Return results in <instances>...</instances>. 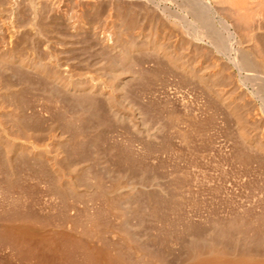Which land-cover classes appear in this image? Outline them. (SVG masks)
Instances as JSON below:
<instances>
[{"label": "bare ground", "instance_id": "6f19581e", "mask_svg": "<svg viewBox=\"0 0 264 264\" xmlns=\"http://www.w3.org/2000/svg\"><path fill=\"white\" fill-rule=\"evenodd\" d=\"M55 1H57V0H27V1L25 0V2L28 3V6H29L30 11H31L30 12L31 13V16H30L31 20L28 21V23L31 22L32 24L36 25V27H35V28H37L36 31L40 32L41 27H42V23H44L43 22L44 20L41 22L42 19L39 18V16L41 15L40 12H42L44 10L46 11L47 9H49ZM77 1L85 2V6L88 8L98 7V6H96V3L98 4L99 2L100 3L103 2L109 8L108 11H110L112 8V12H113V8L117 10V8H115V7H118L120 5L119 9H120V7H122V9H123V10H121L122 13H124L126 18H129V20L125 19L124 16L121 15L122 13L120 12L122 19L118 18L119 20H117V21L113 20V23L111 25H109L108 27L106 25L107 28L104 27V31H103V33H101L102 35L97 36V38H96L97 40L93 39L95 42L97 41V43H98L97 45L99 46L98 49L97 48L96 49L97 50L100 49L99 53L101 56L98 55L99 59L102 56H103V58L107 59V60H104L106 62H105V64L103 62V66H102V64H101V67L99 65V68L97 69L99 76L95 77L96 79H92L93 78L92 76L93 75L96 76V74H93L92 76L90 75V77H92L90 79L75 76L78 74L75 73V70L73 69V67L75 68V65L78 62L74 65H72L70 62H68L70 65L67 66V65H65V64H68L66 62V60L60 61L61 59L58 60L55 57L56 62L53 63L54 65H50L47 61L42 60V58L40 56H35V55L32 57L24 56V54H21L23 51H20L19 49H18V51H16L17 48L15 49V48L9 47V48H5V49L4 48L0 49V70L8 73L9 75H11L15 78L17 77L19 79H22V78L24 79L25 75L29 76V77L27 76L28 79L30 77L31 78L34 77V80H35V78H39V82H37V83H35V81L33 80L34 84H33V81H30V80H28L26 82L27 86H29V88H31L32 90L33 89L38 90L39 92H41V94H43V97L47 98L48 103H46V102H45L46 104L43 103L42 107L39 106L40 109L36 108L40 112L39 115L40 114L44 115L46 113H51V115H52L51 111H53V110H51V109H55V111H53V113L56 112V110H58L59 114H61V117H59V114H58V117L62 118L61 120H63L61 123L64 122L65 127L66 126L71 127L70 128L71 129L70 135H69V132L66 133V134H68V136H66L61 131L60 132L51 131L50 134H47L48 135V141L46 140L47 139L46 138L45 142H39V141H36L34 138V135H32L34 133L33 132L34 130L32 128H31L32 129V131H31V130H29L30 128H27L28 127L27 126L26 130H25L22 126L23 124L19 123V121H18L19 124L18 123L16 124L15 122L11 123V122H9L11 120L6 121L2 117H0V149H1V151L4 154L6 159L9 160L12 157H16V159H18V161L22 165H25V166L31 165L30 167L33 166L34 171L37 170L38 173L43 174V175L45 174L47 176V178L50 179V180L48 179V181H50V182H47V185L52 183L51 187L53 190H56V192L58 191L59 193H61L66 189H69L71 191L74 190L76 192L83 190L85 192V189H84L85 187L84 188L79 187L80 185L77 184L78 180H76L80 171L83 170L82 168H84V164L82 162L81 163L78 162L77 161V160H79L78 158L75 161H73V159L71 158V161L73 163L70 162V160L68 163L67 160L70 159L69 155H71V156L75 155V157H76V155H78V152L80 153V151H78V150H80L79 147H80L81 142L84 143V141L87 142V141H90V139H92L94 141L95 137L92 136L93 132H90V129L87 125L90 123L89 121H91V120L96 121L95 120L96 118L97 119L103 118L104 120H106V119L109 120L111 123L112 122L117 123L119 126L122 125L121 127H123V129H124L123 132L120 131V134L117 133L118 135H116V137H115L116 139L113 141V143H112V140L110 139L111 140L110 143L113 144V145L111 144L112 146L110 145L111 146V149H109L110 152L108 151V149L105 150V151H108L110 154V155L108 154V157H110L109 162H110V164L113 165V168L108 170L111 165L107 169V167L105 165L98 162L99 159L98 160L96 159L94 161L95 158H92V161H94V163H96L98 165L99 171H100L99 172L100 174L98 173V176L95 177V180L92 178V182H93L92 188L95 189V190L93 189L94 192L95 191L97 192V199H96V196H94L95 197L94 200L96 201L95 205H97L96 207L100 211V215H101V218L98 219V221L95 222V224H92V227L94 226V228H92V230L96 235V236L95 235H93V236H95L96 239H99L100 243H97L99 241L98 240L96 241L95 239L90 240L91 237L90 236L88 237V235H86V236L89 239H85L87 237L83 238L82 237L83 235L76 233L75 230H72L70 227H68V229L70 228L68 230V229H63V228H59V227H44V226H40L41 225L40 223H39L40 225L38 226V225H36V223L34 224L30 221L25 222L26 220L22 221V219H21V221L20 220L18 221L17 220L18 218L16 219L17 221L16 220H10V222L0 226V237L2 238V240L5 239V242L8 241L10 243V245L12 244V246L16 250V253L18 252V254H20L21 258L27 257L24 260H27L29 258H30V260L33 259V261L32 260L31 261L34 263H37V264H39V263L40 264H264V235L262 234L263 236H261V239H258L259 236L256 235L259 229L263 230V228H264V214H263L264 209H262V212L260 209V213H258V207H257V212L255 210H253V211H255L254 212L255 214L251 213V215H249V217H246V216H248V214H250L249 212H247V214H246L245 213L246 211H244L243 216H242L243 213L242 214L240 213L241 215L234 213L235 215H237L236 217H238V219H239V216L240 217L242 216L243 218L241 217L242 219H239V220L237 218H235L236 220L239 221V222L237 221L238 223L235 220H232V222L235 221L232 223L231 221H229L230 220L229 219L228 221L231 222L233 225L237 226V224H239L240 222H242V223L244 222L243 223L244 226L241 223L239 226L241 227V225H242L244 227V230H246L248 228V224H250L249 226H251V223H252L254 226L258 227V229L255 230L256 227L254 229V227L252 225V227H253L252 230H254V233L257 236V239L255 238L256 236L253 235L254 233L252 231L251 235H253L254 238L252 237L253 241L251 240L248 243V245L246 243L244 246V242H246V240L244 241V239L245 238L248 239L247 237H249L247 235L243 239V236L245 234L240 235L241 238L243 239L242 240L243 243L240 241V239H241L240 237H239L240 238L239 239L236 235H234L238 238V241L236 239V241H237L236 242L235 239L233 238L235 242H233V244H232L233 239L231 241V238H232L233 234L231 235V238L228 237L231 241V243H229V239L226 236H224V238H226L228 242L226 241V239L225 240L224 239L221 240V238L217 239L218 232L216 231V234L214 232V230H216L215 227L219 226L218 223H220V226H221V227H219V229L220 228L224 229L223 228L224 226L225 227L228 226V225H225V224H229V223H227L228 221H225V219L228 218L227 214H225V213H227L226 211H224L225 213H223L221 211L222 214H220V216H218L217 213H215V212L211 216L207 215L206 218L204 217L205 219L203 220V222H202V220H199V221L196 220L195 221V219L193 217H192L193 218V220H192L191 217L189 216V214H190L189 211L187 213L188 217H187V214L184 212V214H186L187 218L186 217L185 218L180 217L182 220L178 218L179 215L182 216L181 215L182 213L179 214V210L182 207V205L185 203L184 200H186L184 198L185 195H182L183 193H181V192H179V194H178V191L182 190L181 187L185 188L186 183H188V179L190 177L187 175H184L183 177L175 175L178 172V171L176 172V169H178L177 164L176 165L172 164V166L174 165V168L173 167L172 168H173V170L175 169V171H173V170H171V171H172V173L175 172V174L173 173V175H170L169 174L170 172H169L168 174L170 176H172V178L169 180H166V181H168V183L164 180L165 181L163 183L164 185H162L161 183H159L157 181H153L156 179L155 177H154L155 179H152V180L149 179L150 182H148V179L146 180V176H145L147 168H148L146 166L148 165V163L151 162V164H150V165H152L151 168L156 169V171L158 168L163 166V160L157 159L158 158L157 156L160 153L166 152V154H168L167 153V151H168L171 154H173L175 159H176V157H178L179 148L178 147L175 148L172 145V142H174V139H177V138L180 139L184 143V145L182 144L183 146H185V144H186L188 151H189V152L188 151H186V152H187L188 156H190L189 153L191 150H193V149H191V147H192V143H194L195 137L199 136L200 138L201 137L203 138V136L206 135V133H209L208 127L212 126V125L210 126V124H212V120H210L211 118H209L210 115L208 117V115H206V114L208 111H211L210 108H212V107H210V106L212 104L215 105L217 103H220V105H219L220 107L223 106L227 111H229V114L231 115L230 118L233 119V122L235 121V124H233V125H235L236 126L235 129H237L236 135H237L238 140L237 139H236L237 141L234 140L235 143L228 150L229 151L228 153L230 155V159L233 160L234 162L238 163V165L239 164L242 165L244 168L245 167L249 168V169L252 168L253 170L252 169H250V170H252L253 172L254 171L257 172V175L263 174L262 176H264V0H68V2L70 3V6L73 5L74 3H76ZM83 2L81 4L84 5ZM100 3L98 5H101ZM16 4H18V3H16ZM23 5H24V3H23ZM68 6H69V4H68ZM74 6H77V5H74ZM85 6H83V7H85ZM53 7H55V6H53ZM132 8L136 10V12H135L136 15L134 14L135 16L133 15L134 12L131 11ZM15 9H16V7H15ZM17 9H16V11H17ZM50 10L52 11V9H49L48 11L50 12ZM118 10L116 12H113V14L117 13ZM218 11H224L225 14H228L230 16V18H232V20L228 21V17L226 19V18H223L221 15L220 16L218 15L220 18V19H218L220 26L215 25V20H216L215 17L217 15L216 13H218ZM18 13H19V11H18ZM39 13H40V15H38ZM44 13L46 14L47 11L43 12V14L41 16L45 15ZM84 13H85V11H84ZM96 13H97V11H96ZM141 13H142V16L144 19L145 18H146V20L148 19V21H149L148 23L150 26L148 25V28L146 30L133 31V27H134L135 22L137 21L136 19L138 18V14H141ZM23 14H24V12H23ZM118 14H119V12L116 15H118ZM51 15L49 17H51ZM106 15L107 14H105V16ZM68 17L70 18V15ZM83 17H84V15H83ZM83 17L82 18L80 17V18L83 19ZM106 17H105V19H106ZM28 18H29V16H28ZM123 18H124V20H123ZM39 19H41V20H39ZM53 19H55V18H53ZM24 20L25 19H23L22 22ZM27 20L28 19H26V23H27ZM51 20H52V17H51ZM108 21H110V20H108ZM86 22H88V21H86ZM167 22L172 23L174 26L177 27V29L175 27V29H176L175 31H177L176 32L177 34L174 33L175 35H173V33L170 32L171 31V30H169L170 28L168 29V27L166 26ZM23 23H25V22H23ZM28 25H30V24H28ZM75 26L76 25L71 26V29H73L74 32H75ZM230 27H232L233 29L231 30ZM243 30H245V32L247 34H245V32ZM54 31H55V29H54ZM66 31H65V33H66ZM238 31L240 33L242 31L241 34H243L244 37L247 35L249 36V38H248V36H247V38L246 37L244 38L247 40L248 39L251 40V42L248 40L251 44H249V42L247 41L249 46L243 47V48L232 46L233 44H231L230 41H231V39H232V41L234 40L233 38L235 37V34ZM23 32H24V30H23ZM57 32L58 31H56V33ZM29 34H32V33H29ZM19 36H21V35H19ZM67 36H68V34H67ZM67 36H65V37H67ZM1 37H0V39H2ZM23 37L25 38L26 36H23ZM242 37H239V38L241 39ZM17 38H18V35H17ZM29 39H31V38H29ZM19 40H20V38H19ZM31 40H30V42H31ZM239 41H241V40H239ZM243 41H245V40H243ZM19 43H21V42L19 41L17 44H19ZM23 43H25V42H23ZM36 43H37V41H36ZM75 43L77 44V41ZM236 43L237 42L235 40V44ZM22 44H20V45H22ZM71 45H73V44H71ZM36 47H33V48L30 47V48L36 49ZM0 48H2V47H0ZM47 49H48V46H47ZM64 50H66V49H64ZM231 50H233L232 51L233 54H231L228 57V59L226 60V64H224L222 62L224 64V66H223V64L221 65V63L219 61L218 63H220V64H217V65H221L220 68L217 70V67H216L217 65H216L215 66L216 70L215 71L211 70L212 66L214 67V65L211 66V64L208 62V60H209L208 55L210 54V52L213 51L215 53L217 52V53H220L223 55L226 52L229 53ZM141 51H148V53L154 54L153 56H155L156 58H153V59H155L157 62V63H154V65L156 64L155 67H158L159 69L161 66L162 67L164 66L165 68L167 67L169 69V71H168V69L166 68L167 73L171 71V72H174L175 75L179 74V78L177 76L178 79H184V80L190 79V81H191V79H193L192 83L195 80V84L198 82L197 88L201 87L200 89H202V91L199 89H198V91L196 90L198 92L197 95H199V93H200V95L201 94L203 95V93H204V95H203L204 97L201 95L202 99L203 98L204 99H203V101H200L201 104L199 103L200 108H199V104L197 103L198 108L200 110V113L198 112L199 114L193 112L194 108L192 109V106H193L192 101L194 100L195 96L193 97V100H192V96L188 97L189 96L188 92H187L188 96H186L183 91H182L183 94H180V95L177 93L176 94L175 93L169 94L168 91H167V93L165 92L164 96L166 99L164 100V97H162V99L165 102L164 103L161 102L163 104L160 105V107L159 106L157 107L158 103L157 104L153 103L152 97L151 98L149 97V99H151L152 101L149 99H148V101H143V99L141 101L139 100L140 99L139 94L136 92V90L131 88V84H132L131 81H133V79L135 81H137L136 79H140V78H137V74L129 72V69H128L129 66L127 65V63H129V65H130V62L132 60L135 62V59L133 58V57H135L134 55H136V52H141ZM92 52H94V51H92ZM33 53H35V52H33ZM43 53H46V52H43ZM67 53L70 54V50ZM67 53L65 55H67ZM95 53H93V54L95 55ZM30 54H32V53H30ZM75 54H77V53H75ZM44 55L46 57V55H48V54H44ZM50 55L51 54H49V58H50ZM65 55H63V57ZM195 56L197 57V59ZM214 58L216 59V58H218V56H216ZM101 61H103V60H101ZM100 63H102V62H100ZM151 63H153V62H151ZM215 63H213V64H215ZM63 64L66 67H64ZM78 64H80V62ZM131 64H133V63H131ZM227 64H229V66L232 69L236 70V73H235L236 75H230V73L225 74L223 72L226 67H229V66H227ZM94 65L96 66V64H94ZM126 65L128 66V68L126 67ZM71 66H73V67H71ZM158 68H155L154 71L156 69L158 70ZM165 68H163V69L166 71ZM163 69H160L159 71L163 72ZM141 70H142V68H141ZM81 71H84V70H81ZM154 71H153V73L156 72V71L155 72ZM174 73H171L170 75H173ZM165 74H166V72H165ZM231 74H232V72H231ZM175 75H173V76L175 77ZM145 76H147V74H145ZM165 76L166 75H164V77ZM167 76H169V75L167 74ZM148 77L149 76L146 77V80L149 79ZM157 77H159L161 81L163 80L161 78L162 76L161 77L157 76ZM169 78H168V80H169ZM230 78H232V79H230ZM173 79H175V78H173ZM1 80H3V79H1ZM184 80L183 81L181 80L180 82L186 83V81H184ZM227 80H229L232 84H230V83L228 84L227 82H229V81H227ZM140 81H139V84L142 82V81L141 82ZM147 81H146V83H148ZM154 81L155 80L153 79V82ZM21 83L23 84L22 81H21ZM142 83L140 84L141 86L143 84H145V83H143V84ZM150 83H152V82H150ZM224 83L226 85L228 84V86L230 85V87H232V88L228 89L229 88L228 87L227 89H225L223 87V86H225ZM198 84L201 86L199 87ZM134 85L136 87L138 86L136 83ZM234 85H236V86H238V85L242 86L243 85V86L241 87V89L236 88V86H235V89H234L233 88ZM139 86L137 88H139ZM143 87L146 88L147 86L145 87L143 85ZM183 87H184V85H183ZM191 87H194V86H191ZM6 88H8V87L6 86ZM176 88H177V86H176ZM148 89H152L151 86ZM157 89H156V91H157ZM236 89H239V91L237 90L238 91L237 92ZM142 90L145 91V89H142ZM240 90H241L242 94H243V92L246 91V92H249L251 94L250 96H252V97H249L250 99L246 98L248 100H246L244 98V100L246 101L245 103L244 102L240 103L239 96L240 95L242 96V94L240 93ZM7 91H9V90H7ZM144 91H142V93H144ZM177 91H179V89ZM184 91H185V89H184ZM199 91H201V92H199ZM25 92H27V94H28L27 90H25ZM35 93L31 92V94H35ZM147 93H148V91H147ZM249 93H248V95H249ZM8 94L11 95L10 93H8ZM15 94H14V96H15ZM19 94H18V97H19ZM29 95H28V97L32 96V95H30V96ZM37 95H39V94H36V96ZM151 95H152V92H151ZM156 95H158V94H156ZM156 95H152L153 98ZM3 96H5V95L3 94ZM23 96H22V98H23ZM158 96H157V98H158ZM162 96H163V94H162ZM6 97L7 96H5V98ZM12 97H10V98L13 99ZM37 98H39V97H37ZM37 98L35 97V99H37ZM157 98H154V100L158 101V100H156ZM160 98H158V99L161 100ZM1 99H3V98H1ZM19 99H20V97H19ZM202 99H200V100H202ZM244 100H242V101H244ZM169 103L172 105L171 106L172 109H170L169 111L165 109V112L163 110V113H165V114H163V113L162 114L164 115L163 116L164 120H165V116H166V120H165L166 122L165 123H166V125H170V127H168V129H170L171 131L167 132L168 131L167 130L166 132L168 134H164V133H166L164 131L167 129V127L165 126V123H163L164 121L163 122L161 121L162 123L159 122L160 119L158 121L157 110L162 112V108H166L165 106L167 104L170 107ZM195 104H196V102H194V106H195ZM197 104H196V106H197ZM173 105H175V107H176V105H179L178 107H181L184 110V112H181L182 114L178 113L179 111L176 112L177 110H179V108L176 107L177 109L175 108L176 109V111H175V109H173L174 108ZM31 106H34V105L31 104ZM255 107H256V109L259 110L258 111L259 117H258V119L256 118L257 124L252 125L256 122V121L254 122L251 120V116H252L251 111L253 112L252 109H255ZM198 108H197V111H198ZM7 109H9V108H7ZM2 110H4V109L2 108ZM2 110H0V111H2ZM183 110H180V111H183ZM17 111H14L13 114L18 115V113H16ZM166 111H168V112H166ZM227 111H225V112H227ZM2 112H4V111H2ZM58 112H56V114ZM34 113H35V109L31 110L30 112L28 111L27 116H29V117L33 116L34 117ZM256 113H257V111H256ZM159 114H161V113H159ZM19 115H20V113H19ZM145 115H148L151 118L152 117L154 118V116H155L154 119H157L156 125L150 126L149 123L151 122V120L153 123L154 119H150V121L147 122L146 119L144 118ZM218 115L219 114H217V116ZM224 115H226V114L224 113ZM22 116H23V114L21 115V117ZM46 116L48 118V115H46ZM12 117H14V115ZM21 117L19 116V118H21ZM35 117H38V116H35ZM221 117H219V118H221ZM227 117H229V115H227ZM227 117L225 116V118H227ZM19 118H18V120H19ZM50 118H51V116H50ZM146 118L148 119V117H146ZM24 119L26 120L27 118H24ZM34 120H36V119H34ZM43 120L45 121V119H43ZM50 120H52V119H50ZM54 120H56V119H54ZM42 121L41 122L39 121V122L41 124H43ZM226 121H228V120H226ZM37 122L38 121H36V123ZM223 122H225V121H223ZM99 123L100 122H98L97 125ZM107 123H109V122H107ZM213 123H215V122H213ZM41 124H39V125H41ZM51 124H53V123H51ZM102 124L103 123H101V125ZM228 124H230V123H228ZM104 125H103V127H104ZM112 125H116V124H112ZM230 125H228V126H230ZM34 126H35V124H34ZM219 126H221L220 123H219ZM48 127L51 130L53 129L50 127V125H48ZM97 127L95 128V125H94L93 129L94 130L99 129ZM103 127H101V128H103ZM173 127H174V130L172 129ZM215 127H217V126H215ZM221 127L225 128V125L221 126ZM262 127H263V129H261ZM62 128H63V125H62ZM125 128H130L131 130L129 129L128 131H130V132L132 131V133L135 134V137L129 136L130 135L129 132H124ZM164 128H166V129L164 130ZM27 129L29 130V132L27 131ZM39 129H43V128H39ZM235 129H233V130H235ZM59 130H61V128ZM91 130H92V127H91ZM227 130H226V132H227ZM230 130H232V129H230ZM260 130H261V133H258ZM30 131L32 132V134ZM114 131H116L115 128H114ZM46 133H47V131H46ZM213 133H215V130ZM97 134H100V133H97ZM39 135H41V133ZM213 135H211V136H213ZM103 136H105V135H103ZM112 136H114V135H112ZM215 136L217 137V135H214V137ZM226 137H229V136L227 135ZM39 138H41V137L39 136ZM43 138L44 137L42 136V139ZM100 138H101V135H100ZM207 138H208V136L206 135V139ZM97 139H99V138H97ZM204 139H205V137H204ZM204 139H202V141ZM211 139H213V137ZM216 139H218V138H216ZM228 139L229 138H227V140ZM233 139H235V138H233ZM92 140H91V142H92ZM99 140H101V139H99ZM108 140H109V138H108ZM102 141H100V142L102 143ZM206 141H208V140H206ZM91 142H89V148L93 150L94 142L93 143H91ZM178 142H176V143L178 144ZM212 142L216 143V141H212ZM212 142L210 144H212ZM220 143H219V145H220ZM226 144H228V143H226ZM99 145H101V144H99ZM194 146H193L194 148H197L196 145H194ZM211 146H213V144ZM101 147H103V146H101ZM201 148L204 149L203 147H201ZM208 148L210 149V147H208ZM226 148H227V146H226ZM220 149H221V151H223L222 148H220ZM183 150H184V148H183ZM88 151H90V153H91V150L88 149ZM98 151L100 153H102L104 150L102 151V149H101L102 152L100 150H98ZM197 151H198V149H197ZM203 151H207L206 148ZM226 151H227V149H226ZM179 153H181V152H179ZM199 153H200V151H199ZM202 153H204V152H202ZM216 153H217V151H216ZM171 154H170V156H171ZM220 154H224V153L220 152ZM85 156H87V155H85ZM92 156H95V154H93ZM101 156H102V154H101ZM205 156H204V158H206ZM223 157H225L227 159L226 156H223ZM105 158H107V157H105ZM151 158H154L153 161L157 160V163L155 164L154 162H152ZM160 158H161V156H160ZM172 158H173L172 156L169 157V159H172ZM150 159H151V161L148 162ZM193 159H195V158H193ZM218 159H220V158H218ZM30 160L31 161L33 160V161L31 162ZM178 160H179V158H178ZM187 160H189V159L187 158ZM207 160H209V159H207ZM86 161H87V158H86ZM169 161H171V160H169ZM185 161H186V159H185ZM213 161H214V159H213ZM228 161H229V158H228ZM233 161H231V163ZM94 163H91V164H94ZM104 163H106V162L104 161ZM173 163H175V162H173ZM215 163H216V161H215ZM107 164H108V161H107ZM187 164L188 163H185L184 166L185 167L188 166V168H189L190 163L188 165ZM210 164H211V162L209 163V166H210ZM218 164L219 163H217V165ZM150 165H149V168H150ZM193 165L194 164L192 163V166ZM195 165H197V164H195ZM234 165H235V163H234ZM179 166H181V164ZM212 166H214V165H212ZM219 166L221 167L220 164H219ZM183 167H182V169H183ZM238 167H240V166H238ZM229 168H231V167L229 166ZM84 169H86V168H84ZM137 169H140L138 174L136 172V171H138ZM154 169H153V171H155ZM182 169H181V171H182ZM239 169H238V171H239ZM134 170H136V171L134 172ZM250 170H249V172L251 174ZM115 171H117V173ZM220 171H223V170L220 169ZM152 172L150 173V175L153 174ZM160 172H162V171H160ZM163 172H165V169ZM184 173L186 174V172H184ZM150 175H148L147 178ZM240 175H241V173H240ZM80 176H82V175H80ZM159 176H160V174H159ZM162 176L163 175H161L160 177L163 178ZM85 177H86V175H85ZM200 177H203V176H200ZM255 177H256V173H255ZM47 178H45V179H47ZM197 178H198V176H197ZM88 179H89V177H88ZM90 179H91V177H90ZM165 179H167V178H165ZM200 180H201V178H200ZM213 180H215V179H213ZM251 180H252V178L250 179V183H251ZM45 181H47V180H45ZM210 181H211V179H210ZM241 181H244V179H242ZM253 181H254V179H253ZM41 182H38V183H41ZM83 182H84V180H83ZM92 182L90 183V186L92 185ZM87 183H88V181H87ZM165 183H166V185H165ZM195 183H197V182H195ZM201 184H203V183H201ZM216 185H217V183H216ZM221 185H223V184H221ZM241 185H243V184H241ZM250 185H252V184H249V186ZM262 185H264V184H262ZM88 186H87V188H88ZM150 186H155L153 188L157 191V196L154 198H151L150 195L146 194L147 193L146 191H147V189H150L149 188ZM249 186L244 187L243 189L249 188ZM190 187H192V185ZM214 187H216V186H214ZM254 187H256V186H254ZM184 188H183V191H185ZM220 188H221V186L218 187V189H220ZM234 188H236V186ZM234 188L232 190H234ZM260 188H262V187H260ZM260 188H258V190H261ZM197 189H200V187ZM206 189H208V188H206ZM212 189L214 190V188H212ZM225 189H227V188H225ZM215 190H217V187ZM230 190H229V192H230ZM254 190H253V192H254ZM74 191H72V192H74ZM190 191H191V188H190ZM241 191H243V190H241ZM94 192H93V194H94ZM193 192H194V188H193ZM203 192H202V194H203ZM218 192H219V190H218ZM200 193H198V195ZM248 193H252V191L250 190V192H248ZM256 193H257V189H256ZM143 194H145L146 202H147L149 209H150V214H152V216H153V217H151V216L148 217L149 220L151 218H154V219H156V222L158 221L157 223L154 221L155 225H153L154 223L151 224V220H152L151 219L149 224L153 225V227H154L158 223H160L159 225L161 226L162 230L165 231V232H163V234L166 233L165 235L170 236L175 241L178 240L179 238L181 241V238L183 236L185 239L187 238V236H189L188 242L184 241V239L182 240L184 243L187 242L186 244L183 243V245H182V246L185 245L183 247L184 251L180 249V247H179L180 245H177L179 247V249L182 251L181 252L182 254L180 257H178L177 261L176 260L171 261L172 259L169 260L170 258L168 259V258H166V256H163V254H161L160 252L158 254L155 249H154L155 251L153 249H151V246L148 247V245L146 244V240L144 238V234L142 233L143 234V237H142L141 234L139 232H137L140 230L139 227H141V226L138 227L137 223H135L136 226L139 228V230H136L138 228L134 229L135 228L134 224H133L134 228L131 226L132 223H134L135 221L132 223H129V220L131 218L130 215H132L131 213L136 212L135 210L138 209V207L136 208V206L134 204H132L133 203L132 200L135 198L134 202H137L136 197L143 195ZM192 194H194V193H192ZM92 195H90V196H92ZM94 195H96V194H94ZM190 195H191V193L188 196H190ZM213 195H212V197H213ZM217 195H218V193H217ZM217 195H216V197H217ZM247 195L248 194H246L245 196H247ZM261 195H263V194H261ZM249 196H251V194H249ZM141 197H143V196H141ZM195 197L196 196L194 195V199H195ZM201 197H203V196H200L198 198H201ZM208 197H210V196H208ZM243 197H242V199H243ZM191 198L193 199V197H191ZM198 198H197V200H198ZM251 198H252V196H251ZM253 198H254V196H253ZM258 198L259 197H257V199ZM262 198H264V197L262 196ZM48 199H50V198L48 197ZM63 199H64V197H63ZM152 199H153V202L151 201ZM228 199H229V197H228ZM54 200L56 201V199H54ZM74 200H76V199H74ZM86 200H87V198H86ZM139 200H141V199H139ZM143 200H144V198H142V202L138 201V204H139V202L143 203ZM255 200H256V198H255ZM259 200H260V198H259ZM60 201L61 200H59V202ZM77 201H78V199H77ZM217 201H218V199L216 200V204H219V203H217ZM220 201H222V200H220ZM224 201H226V200H224ZM253 201H254V199H253ZM10 202H12V201H10ZM186 202H188V201H186ZM197 202L198 201H196L194 203H196V205H198ZM232 202H234V201L232 200ZM232 202H231V204H232ZM240 202L243 203V200H241ZM259 202H255L254 203L255 206H257L256 204ZM61 203H62V201H61ZM188 203H190V202H188ZM244 203H245V201H244ZM261 203H263V202H261ZM8 204H10V203H8ZM12 204H13V202H12ZM86 204H88V203H86ZM86 204L84 205V207L86 206ZM135 204H137V203H135ZM143 204H146V203H143ZM222 204H223V201H222ZM227 204L228 203H226V205ZM248 204H249V202H247V205ZM14 205H15V203H14ZM186 205H188V204H186ZM190 205H192V202L190 203ZM247 205H245V206L247 207ZM91 206H93V205H91ZM210 206H212V205H210ZM214 206H212L211 209ZM231 206H233V205H231ZM239 206H241V205H239ZM249 206L247 208L250 209V211H251L253 208H249ZM262 206L263 205H260L259 208ZM140 207H139V209H140ZM223 207H221V208H223ZM15 208H17V207H15ZM226 208H227V206H226ZM182 209H184V208H181V210ZM187 209H186V212H187ZM190 209H191V207H190ZM198 209H202V208H198ZM235 209H236V207H235ZM11 210H14V209L11 208ZM88 210H86V211H88ZM145 210H146V208H145ZM238 210L240 212V208ZM244 210H245V208H244ZM68 211H70V209ZM191 211L193 212V210H191ZM7 212H9V211H7ZM7 212L5 211V214H7ZM19 212H21V211H19ZM202 212H204V211H202ZM17 213H14V214H17ZM82 213H84V212H82ZM137 213L139 215V210ZM141 213L143 214V212H141ZM231 213H232V211H231ZM256 213H258V214H256ZM10 214H11V212H10ZM93 214H95V213H93ZM234 214H230V215H234ZM17 215H16V217H18ZM133 215H135V213ZM14 216H11L12 217L11 219H13ZM19 217H21V216H19ZM88 217H86V218L88 219ZM5 218L7 221L6 216H5ZM65 218H67V217L65 216ZM139 218L140 217H138L137 220ZM145 218H147V217H145ZM200 218L202 219L203 217H200ZM1 219H3V218H1ZM26 219L28 220V218H26ZM67 219H69V218H67ZM133 219H131V220H133ZM183 219H185V220H183ZM31 220H33V219H31ZM72 220H74V219L72 218ZM89 221H91V220H89ZM214 221H216V224H218V225H215ZM247 221L248 222L250 221V222L247 223ZM34 222H35V220H34ZM65 222H66V220H65ZM147 222H149V221L147 220L145 223L147 224ZM212 222H214L213 225H215V226H214V229H212L210 226H213V225L210 224L209 228H211L210 230H213V232H210V230L208 229V227H206V225L208 226L209 223H212ZM90 223L91 222H89V224ZM140 223H141V221H140ZM145 223H143L142 226H144ZM235 223H237V224H235ZM42 224H44V223H42ZM57 224H58V222H57ZM63 224H65V223L63 222ZM149 224H147L146 227ZM203 224H206V225H204V228L202 229ZM232 224H231V226H232ZM245 225L247 227H245ZM58 226H60V225H58ZM236 226H235V228H236ZM66 227H67V225H66ZM74 227H76V226H74ZM205 227L209 230V232L207 229H205ZM228 227L230 228V225ZM232 228H234V226H232L231 229ZM237 228H236V230L238 231L237 233L239 235L240 234L239 232H241L243 230L239 229V227H237ZM148 229L149 228H147V230ZM155 229H156V227H155ZM201 229L203 231H201ZM231 229L226 230V228H225V230L222 231L220 229L219 231L220 232L222 231L223 234L226 235V232L224 233V231H228ZM206 230L208 233H203L204 231L206 232ZM239 230H241V231H239ZM262 230H259V231H262ZM146 231H144V232H146ZM149 231H151V230H149ZM158 231H159V229H158ZM199 231H200V233H199ZM232 231L234 233V229ZM255 231H257V232H255ZM201 232H202V234H204L203 236H202ZM246 232H247V230H246ZM155 233L157 236V233H160V231L159 232L155 231ZM199 234L201 237H198ZM229 234H227V235H229ZM89 235H92V234H90V232H89ZM161 235H162V233H160V235H158V237H155V238H153L154 234H153V237L149 236V237H151L150 242L152 241V244L155 243L158 239H160L159 237ZM220 235H222V233H220L219 236ZM258 235H261V234L259 233ZM195 236H196V238H195ZM161 237L163 238V236H161ZM221 237H223V236H221ZM156 238H157V240H156ZM149 239L150 238L147 239L148 242H149ZM165 239H167V236L165 237ZM172 239H169V240H172ZM94 240L96 241V243L94 242ZM164 240L162 239V241H164ZM167 240H165V242ZM157 242H160V241H157ZM161 243L163 244V242H161ZM241 243L243 245H241ZM167 244H169V243H167ZM177 244H181V242H177ZM174 245L176 246V244H174ZM174 245H172V246H174ZM165 248L167 249V246H165ZM171 248H169V249L172 250L173 248L172 249ZM176 250L178 251V249H176ZM176 250H172L173 253ZM166 252L167 251L165 250V253ZM178 252H180V251H178ZM75 253H76V255L77 254L80 255V257H81L80 260H76L79 257V255H77V257H76ZM74 256L76 257L75 259H74ZM167 256H169V255L167 254ZM163 257H165V259ZM174 257H175V255H174Z\"/></svg>", "mask_w": 264, "mask_h": 264}, {"label": "rangeland", "instance_id": "374dc122", "mask_svg": "<svg viewBox=\"0 0 264 264\" xmlns=\"http://www.w3.org/2000/svg\"><path fill=\"white\" fill-rule=\"evenodd\" d=\"M27 1V0H26ZM66 1V2H65ZM20 2V3H19ZM79 2V3H78ZM83 1H77L76 3H74L73 5H71L70 6V3L68 2V0H57V1H55L54 3H53V5L49 8V9H52V11L50 10V12L48 11L49 9H47L46 11H47V15L45 14V15H43V16H41L42 14H43V12H46L45 10L44 11H42V12H40L41 13V15H40V13L38 14V15H40L39 16V18H41V19H39V20H41V22L43 21L44 23H42V27H41V31L40 32H38V31H36L37 30V28H35L36 27V25H34V24H32L31 22H29L28 23V21H30L31 20V18H30V16H31V11H30V8H29V6H28V3L27 2H25V0H0V37L2 38V39H0V47H2V48H0V49H5V48H9V47H12V48H17L16 49V51H18V49L20 50V51H23L21 54H24V56H30V57H32V56H40L41 58H42V60H44V61H47L50 65H54L53 63L54 62H56V60H55V57L58 59V60H60V61H65L66 60V62L68 63V62H70L72 65H74V64H76L77 62L79 63L80 62V64H76L75 65V68L73 67V66H71V67H73V69L75 70V73L76 74H78V75H75V76H77V77H82V78H86V79H90V78H92V79H96L95 77H98L99 75H98V68H99V65H100V67H101V64H102V66H103V62H104V64H105V62L106 61H104V60H107L106 58H103V56L102 57H100V59H99V57H98V55L99 56H101L100 55V53H99V50H97L98 49V43H97V41L95 42L93 39H95V40H97L96 38H97V36H100V35H102L101 33H103V31H104V27L105 28H107L109 25H111L112 23H113V20L115 21H117V20H119L118 18H121V15H123L124 16V18L125 19H127V20H129V18H126L125 17V15H124V13H122V11L121 10H123L122 9V7H120V9H119V6L118 7H115V8H117V10H118V12H119V14L118 15H116L117 13H114L113 14V12H116L117 10L116 9H114L113 8V12H112V8H111V10L110 11H108L109 10V8L107 7V5L106 4H104L103 2H99L101 5H98L97 3H96V6H98V7H93V8H88V7H86L85 6V2H83L84 3V5L83 4H81ZM16 3H18V4H16ZM23 3H24V5H23ZM69 4V6H68V4ZM22 4V5H21ZM103 4V5H102ZM74 5H77V6H74ZM20 6V7H19ZM53 6H55V7H53ZM80 6V7H79ZM83 6H85V7H83ZM15 7H16V9H17V11H16V9H15ZM53 7V8H52ZM100 7V8H99ZM71 8V9H70ZM108 8V9H107ZM21 11H20V10ZM27 9V10H26ZM82 11H81V10ZM96 9V10H95ZM23 10V11H22ZM94 10V11H93ZM16 11V12H15ZM18 11H19V13H18ZM27 11V12H26ZM84 11H85V13H84ZM88 11V12H87ZM96 11H97V13H96ZM131 11H133L134 13H133V15L135 14L136 15V10L135 9H131ZM23 12H24V14H23ZM26 12V13H25ZM49 12V13H48ZM92 12V13H91ZM108 12V13H107ZM122 14H121V13ZM54 13V14H53ZM82 13V14H81ZM96 13V14H95ZM110 13V14H109ZM16 14V15H15ZM18 14V15H17ZM22 14V15H21ZM30 14V15H29ZM52 14V15H51ZM92 14V15H91ZM105 14H107L106 16L108 17H106L105 16ZM121 14V15H120ZM217 15H216V17H215V25H217V26H220L219 24V20L218 19H220L219 18V16L221 15L223 18H226L227 19V17H228V21H231L232 20V18H230V16L228 15V14H225V12L224 11H218V13H216ZM223 14V15H222ZM51 15V17H52V20H51V17H49ZM70 15V18L68 17ZM83 15H84V17H83ZM91 15V16H90ZM96 15V16H95ZM120 15V16H119ZM134 15V16H135ZM219 15V16H218ZM19 16V17H18ZM28 16H29V18H28ZM56 16V17H55ZM82 18L83 17V19H81L80 17ZM132 16V15H131ZM94 19H93V18ZM105 17H106V19H105ZM115 19H114V18ZM218 17V18H217ZM53 18H55V19H53ZM75 18V19H74ZM87 18V19H86ZM124 18H123V20H124ZM23 19H25L23 22H25V23H23L22 22V20ZM26 19H28L27 20V23H26ZM122 19V18H121ZM163 19V18H162ZM73 20V21H72ZM93 20V21H92ZM108 20H110V21H108ZM137 21L135 22V24H134V27H133V31H139V30H146L147 28H148V25H149V21H148V19L146 20V18L144 19L143 18V16H142V13L141 14H138V18L136 19ZM84 23H83V22ZM86 21H88V22H86ZM92 23H91V22ZM107 23H106V22ZM76 22V23H75ZM104 22V23H103ZM244 22V21H243ZM86 23V24H85ZM91 23V24H90ZM28 24H30V25H28ZM51 24V25H50ZM69 24V25H68ZM78 24V25H77ZM81 24V25H80ZM95 24V25H94ZM168 24V25H167ZM72 25H76L75 26V32H74V30L73 29H71V26ZM106 25H107V27H106ZM79 26V27H78ZM92 26V27H91ZM150 26V25H149ZM166 26L168 27V29L169 30H171L170 32L171 33H173V35H175V34H177L176 32L177 31H175L176 29H177V27L176 26H174L172 23H169V22H167L166 23ZM32 27V28H31ZM46 27V28H45ZM78 29H77V28ZM175 27H176V29H175ZM31 28V29H30ZM45 28V29H44ZM18 29V30H17ZM54 29H55V31H54ZM68 29V30H67ZM230 29L232 30L233 28L232 27H230ZM21 30V31H20ZM23 30H24V32H23ZM51 30V31H50ZM67 30V31H66ZM73 30V31H72ZM174 32H173V31ZM56 31H58L57 33H56ZM65 31H66V33L68 34V36H67V34L65 33ZM244 32H245V30H243ZM23 32V33H22ZM55 32V33H54ZM74 32V33H73ZM129 32V31H128ZM243 32V33H244ZM17 33V34H16ZM28 33V34H27ZM29 33H32V34H29ZM60 33V34H59ZM63 33V34H62ZM76 33V34H75ZM130 33V32H129ZM175 33V34H174ZM241 33H242V31H241ZM239 31L238 32H236V34H235V37L233 38L234 40V42L232 41V39H231V44H233L232 46L233 47H247V46H249V44H251L250 42H251V40L250 39H244L245 37L247 38V36H243V34H241ZM23 34V35H22ZM35 36H34V35ZM37 34V35H36ZM57 34V35H56ZM66 34V35H65ZM95 34V35H94ZM98 34V35H97ZM245 34H247L246 32H245ZM17 35H18V38H17ZM19 35H21V36H19ZM33 35V36H32ZM56 35V36H55ZM23 36H26L25 38L23 37ZM28 36V37H27ZM32 36V37H31ZM65 36H67V37H65ZM75 38H74V37ZM243 36V37H242ZM22 37V38H21ZM35 37V38H34ZM61 37V38H60ZM64 37V38H63ZM95 37V38H94ZM239 37H242L241 39L239 38ZM14 38V39H13ZM19 38H20V40H19ZM29 38H31V39H29ZM58 38V39H57ZM239 38V39H238ZM248 38H249V36H248ZM25 39V40H24ZM29 39V40H28ZM35 39V40H34ZM39 39V40H38ZM68 39V40H67ZM12 40V41H11ZM14 40V41H13ZM30 40H31V42H30ZM59 40V41H58ZM62 40V41H61ZM138 40V39H137ZM235 40H236V44H235ZM239 40H241V41H239ZM243 40H245V41H243ZM20 41L21 43H19V44H17L18 42ZM36 41H37V43H36ZM58 41V42H57ZM65 43H64V42ZM74 41V42H73ZM77 41V44L75 43ZM82 41V42H81ZM249 42V44H248V42ZM15 42V43H14ZM23 42H25V43H23ZM70 42V43H69ZM84 42V43H83ZM240 42V43H239ZM23 43V44H22ZM90 43V44H89ZM239 43V44H238ZM248 45H247V44ZM20 44H22V45H20ZM25 44V45H24ZM37 44V45H36ZM66 44V45H65ZM70 44V45H69ZM71 44H73V45H71ZM238 44V45H237ZM244 44V45H243ZM15 47H14V46ZM19 45V46H18ZM34 45V46H33ZM65 45V46H64ZM246 45V46H245ZM5 46V47H4ZM17 46V47H16ZM31 48H33V47H36V49L34 48V49H31ZM47 46H48V49H47ZM68 46V47H67ZM81 46V47H80ZM87 46V47H86ZM89 46V47H88ZM24 49H22V48ZM25 47V48H24ZM75 49H74V48ZM21 48V49H20ZM88 48V49H87ZM97 48V49H96ZM51 49V50H50ZM64 49H66V50H64ZM96 49V50H95ZM35 50V51H34ZM37 50V51H36ZM47 50V51H46ZM63 50V51H62ZM69 50H70V54L69 53H67V52H69ZM19 51V52H20ZM25 51V52H24ZM73 51V52H72ZM92 51H94V52H92ZM233 50H231L229 53L228 52H226V53H224L223 55L222 54H220V53H215V52H210V56L208 55V62L211 64V66L212 65H214V67L212 66V68H211V70H213V71H215L216 70V67H217V70L220 68V66L224 63V64H226V60L228 59V57L231 55V54H233V52H232ZM33 52H35V53H33ZM43 52H46V53H43ZM97 54H96V53ZM30 53H32V54H30ZM67 53V55H65ZM75 53H77V54H75ZM93 53H95V55L93 54ZM44 54H48V55H46V57H45V55ZM49 54H51L50 55V58H49ZM58 54V55H57ZM74 54V55H73ZM93 54V55H92ZM61 55V56H60ZM63 55H65L64 57H63ZM154 54H150V53H148V51H141V52H136V55H134L135 57H133L134 59H135V62L132 60L131 62H130V65H129V63H127V65L129 66V68H128V66L126 65V67L129 69V72L130 73H135V74H137V78H140V79H136L137 81H135L134 79H133V81H131V88L132 89H134V90H136V92L139 94V96H140V101L143 99V101H148V99H149V97L151 98L152 97V99H153V103H155V104H157V107L159 106L160 107V105H162L165 101V92L167 93V91H168V93L169 94H183V92H184V94L186 95V96H188V94H187V92L189 93V96L188 97H191L192 96V100H193V97H194V100L192 101L193 102V106H192V109H193V112H195V113H197V114H199L200 113V110H199V108H200V101H203V99H202V97H201V95H200V93H199V95H197L198 94V89L199 90H201L202 91V89H200L201 87V85H199V87L200 88H197L198 86H197V83L195 84V80H194V82L192 83V80L193 79H191V81H190V79H187V80H184V79H178L179 78V74H177V75H175V73L174 72H171V73H174L173 75H175V77L173 76V75H170L171 73L170 72H168L167 73V69L163 66H159L160 67V69H163V68H165L166 69V71L163 69V72L162 71H159L160 69L158 68V67H155V65H154V63H157L156 62V60L155 59H153V58H156L155 56H153ZM67 56V57H66ZM216 56H218V58H214V57H216ZM54 57V58H53ZM63 57V58H62ZM74 57V58H73ZM196 57V56H195ZM194 57V58H195ZM70 59V60H69ZM74 59V60H73ZM196 59H197V57H196ZM215 59V60H214ZM52 60V61H51ZM99 60V61H98ZM101 60H103V61H101ZM137 60V61H136ZM218 60V61H217ZM95 61V62H94ZM217 61V62H216ZM220 61V63H221V65H217V64H220V63H218ZM225 61V62H224ZM75 62V63H74ZM100 62H102V63H100ZM151 62H153V63H151ZM216 62V63H215ZM223 62V63H222ZM131 63H133V64H131ZM213 63H215V64H213ZM94 64H96V66L94 65ZM224 64H223V66H224ZM65 65H70L69 63L68 64H65ZM64 64H63V66L64 67H66ZM98 65V66H97ZM134 65V66H133ZM151 65V66H150ZM217 65V66H216ZM62 66V67H63ZM154 66V67H153ZM216 66V67H215ZM226 66V65H225ZM227 66H229V64H227ZM63 67V68H64ZM84 67V68H83ZM83 68V69H82ZM141 68H142V70H141ZM155 68H158V70L155 72L154 71V69ZM229 68V69H228ZM80 69V70H79ZM150 69V70H149ZM153 69V70H152ZM224 69V68H223ZM77 70V71H76ZM81 70H84V71H81ZM79 71V72H78ZM81 71V72H80ZM94 71V72H93ZM153 71L155 72V73H153ZM166 72V74H165V72ZM168 71H169V69H168ZM227 71V72H226ZM96 72V73H95ZM147 72V73H146ZM225 74L226 73H230V75H236L235 73H236V70L235 69H232L230 66L229 67H226L225 68V70L223 71ZM231 72H232V74H231ZM86 73V74H85ZM90 73V74H89ZM92 73V74H91ZM153 73V74H152ZM170 73V74H169ZM93 74H96V76L95 75H93ZM145 74H147V76H149L148 78L149 79H147L146 80V77L147 76H145ZM161 74V75H160ZM167 74L169 75V76H167ZM90 75L92 76V77H90ZM144 75V76H143ZM164 75H166L165 77H164ZM28 75H25V77H24V79L22 78V79H19V78H15V77H13V76H11V75H9L8 73H6V72H3V71H1L0 70V110H2V108L4 109V110H2V111H4V112H2V111H0V117H2L4 120H6V121H9V120H11V121H9V122H15L16 124L18 123V121H19V123H22L23 125V128L26 130V127L27 128H30L29 130H31L32 131V129L34 130L33 132L35 133L36 131L38 132H36L35 134L33 133L32 134V132H31V134L32 135H34V138H35V140L36 141H39V142H45L46 140L48 141V135L47 134H50V132L51 131H58V132H63V134L64 135H66V136H68V134H66V133H68L69 132V135H70V132H71V127H65V124H64V122L63 123H61L63 120H61L62 118H59V117H61V114H59V112H58V110H56V112H58L57 114H56V112H54L53 113V111H55V109H51V110H53V111H51L52 112V115H51V113H46V114H44V115H42V114H40L39 115V110H37L38 108H39V106L40 107H42V104L44 103V104H46V103H48L47 102V98L46 97H43V94H41V92H39L38 90H32L31 88H29V86H27V81L28 80H30V81H33L34 80V77L33 78H29L28 79V77H27ZM157 76H162L161 78L164 80H160V78L159 77H157ZM177 76H178V78H177ZM169 78V80H168V78ZM172 78V79H171ZM173 78H175V79H173ZM182 78V77H181ZM1 79H3V80H1ZM38 81H37V80ZM144 79V80H143ZM153 79L156 81H154L153 82ZM230 79H232V78H230ZM229 79V80H230ZM20 80V81H19ZM24 80V81H23ZM143 82V83H145V84H143L141 81ZM167 80V81H166ZM186 81V83L184 82H180V81ZM229 80H227V81H229ZM21 81L23 82V84L21 83ZM35 83H37V82H39V78H35ZM34 81H33V84H34ZM139 81L147 88H144L143 87V85L141 86L140 84H139ZM146 81L148 82V83H146ZM166 81V82H165ZM171 81V82H170ZM177 81V82H176ZM179 81V82H178ZM190 81V82H189ZM231 81V80H230ZM227 82L228 84L230 83V84H232L231 82ZM3 82V83H2ZM150 82H152V83H150ZM170 82V83H169ZM21 83V84H20ZM136 83L138 86H139V88H137L134 84ZM180 83V84H179ZM192 83V84H191ZM7 84V85H6ZM150 84V85H149ZM169 84V85H168ZM228 84L226 85L225 83H224V85L226 86H223L225 89H227L228 87V89H230V88H232V87H230V85L228 86ZM18 85V86H17ZM183 85H184V87H183ZM189 85V86H188ZM6 86L9 88H6ZM21 86V87H20ZM26 86V87H25ZM35 86V85H34ZM150 86H151V88L152 89H148V88H150ZM154 86V87H153ZM156 86V87H155ZM159 86V87H158ZM169 86V87H168ZM176 86H177V88H176ZM186 86V87H185ZM191 86H194V87H191ZM235 86L236 85H234V89H235ZM239 86V85H238ZM236 86V88H240L241 89V87L243 86ZM28 87V88H27ZM135 87V88H134ZM17 88V89H16ZM21 88V89H20ZM158 88V89H157ZM196 88V89H195ZM11 89V90H10ZM27 90L28 91V94H27V92H25V90ZM29 89V90H28ZM31 89V90H30ZM142 89H145V91L144 90H142ZM155 89V90H154ZM156 89H157V91H156ZM169 89V90H168ZM179 89V91H177ZM184 89H185V91H184ZM195 89V90H194ZM7 90H9V91H7ZM22 90V91H21ZM24 90V91H23ZM141 90V91H140ZM171 90V91H170ZM176 90V91H175ZM192 90V91H191ZM197 90V91H196ZM239 91V89H236V91ZM13 91V92H12ZM32 93H35V94H31V92ZM139 91V92H138ZM142 91H144V93H142ZM147 91H148V93H147ZM181 91V92H180ZM183 91V92H182ZM190 91V92H189ZM201 91H199V92H201ZM237 91V92H238ZM17 92V93H16ZM21 92V93H20ZM26 94H25V93ZM30 92V93H29ZM151 92H152V95H156V94H158V95H156L154 98H157V96H158V98H160L161 100H159L158 98L156 99V100H158V101H155L154 100V98H153V96L151 95ZM157 92V93H156ZM159 92V93H158ZM196 92V93H195ZM8 93H10L11 95H9ZM16 93V94H15ZM20 93V94H19ZM147 93V94H146ZM240 93H241V90H240ZM245 93V94H244ZM248 93L249 92H243V94H242V96L240 95L239 96V100H240V103L242 102H246L245 100H244V98L246 99V98H249V97H252V96H250L251 94L249 93V95H248ZM3 94L5 95V96H7L6 98H5V96H3ZM14 94H15V96H14ZM18 94H19V97H20V99H19V97H18ZM32 95V96H30V95ZM36 94H39V95H37L36 96ZM41 94V95H40ZM143 96H142V95ZM162 94H163V96H162ZM2 95V96H1ZM23 96V98H22V96ZM28 95L31 97H28ZM203 95H204V93H203ZM202 95V96H203ZM248 95V96H247ZM13 96V97H12ZM41 96V97H40ZM142 96V97H141ZM148 96V97H147ZM10 97H12L13 99H11ZM35 97L37 98V97H39V98H37V99H35ZM162 97H164V100L162 99ZM201 97V98H200ZM204 97V96H203ZM1 98H3V99H1ZM9 98V99H8ZM15 98V99H14ZM34 98V99H33ZM199 98V99H198ZM11 99V100H10ZM200 99H202V100H200ZM250 99V98H249ZM14 100V101H13ZM149 100H151V99H149ZM163 100V101H162ZM197 100V101H196ZM199 100V101H198ZM238 100V101H239ZM242 100H244V101H242ZM246 100H248V99H246ZM152 101V100H151ZM167 101V100H166ZM46 102V103H45ZM161 102H163V103H161ZM194 102H196V104L198 103H200L199 104V108H198V104H197V106H196V104H195V106H194ZM13 103V104H12ZM161 103V104H160ZM30 104V105H29ZM31 104L32 105H34V106H31ZM169 105H170V107L168 106V104L165 106L166 108H162V112L161 111H158L157 110V119H158V121H159V119H160V121L159 122H163V123H165L166 121V116H165V120H164V115L163 114H165V113H163V110H164V112H165V109L166 110H170V109H172L171 108V104L169 103ZM220 105V103H217V104H215V105H211L210 107H212V108H210L211 109V111H208L207 112V114L206 115H208V117H209V115H210V117L209 118H211L210 120H212V124H210V126L211 127H208V131H209V133H206V135L208 136V138L206 139V135H202L203 136V138L202 139H204V137H205V139L202 141V139L199 137V136H196L195 137V139H194V143H192V147H191V149H193V150H191L190 151V156H188V154H187V152L186 151H188V148H187V146H186V144H185V146H183L184 145V143L180 140V139H174V142H172V145L176 148V147H178L179 148V152H181V153H179L178 152V157H176V159L174 158V156H173V154H171L170 152H168L167 151V153L168 154H166V152L164 153H158L156 156L158 157L157 159H162L163 160V166L162 167H160V168H158L157 169V171H156V169H154L155 171H153V169L151 168V166L152 165H150L151 164V159H152V162H154L155 164L157 163V160H155V161H153V159L154 158H151L148 162H150V163H148V165L146 166V167H148L149 168V165H150V170L147 168V171H146V180L148 179V182H150L149 181V179H155V180H153V181H157V182H159V183H161L162 185H164L163 183L166 181V180H169V179H171L172 178V176H170V175H173V173L175 174V172H173L172 173V171L171 170H173V168H174V165L172 166V164H177L178 166V169H176V174L175 175H178V176H181V177H183L184 175H187V176H189L188 178V183H186V186H185V188L184 187H181V189L182 190H179L178 191V194H179V192H181V193H183L182 195H185L184 196V198L186 199V200H184V204L182 205V207L181 208H184V209H182L181 210V208H180V210H179V214H181L182 216H178V218L179 219H181V218H185L186 217V214L188 213V211H189V216L191 217V219L193 220V218L195 219V221L197 220V221H199V220H202V222H203V220L207 217V215H212L214 212L215 213H217V215L218 216H220V214H222L221 213V211L223 212V213H225L224 211H226L227 213H225V214H227V217L228 218H226L225 219V221H228L229 219V221H231L232 222V220H235L236 222L239 220V219H242L243 217V215H244V211H246L245 213L247 214V212H249L250 214H248V216H246V217H249V215H251V213L252 214H255L254 212L256 211L257 212V207H258V213H260V209H261V212H262V209H264V198H262V196L264 197V185H262V184H264V176H262L261 174L260 175H257V172H255L256 173V177H255V173L252 171L253 169L252 168H250V169H252V170H250L249 168H244L242 165H238V163H236V162H234L233 160H231L230 159V155H229V149L231 148V146L235 143V141H237L238 140V138H237V129H235L236 128V126L235 125H233V124H235V121L233 122V119L232 118H230V114H229V111H227L222 105V107H220L219 106ZM12 106V107H11ZM168 106V107H167ZM179 105H176V107H178ZM24 107V108H23ZM173 109H175L176 107H175V105H173ZM196 107V108H195ZM7 108H9V109H7ZM12 108V109H11ZM21 108V109H20ZM30 108V109H29ZM37 108V109H36ZM168 108V109H167ZM179 108V110H177L176 111V109H175V111L176 112H178V113H180V114H182L181 112H184V110L181 108V107H178ZM197 108H198V111H197ZM18 111H17V110ZM28 109V110H27ZM35 109V113H34V117L32 116V117H29V116H27V114H28V111L30 112L31 110H34ZM40 109V108H39ZM49 109V110H50ZM12 110V111H11ZM48 110V111H49ZM180 110H183V111H180ZM214 110V111H213ZM216 110V111H215ZM253 110V112L251 111V120L252 121H256L254 124H252V125H255V124H257V119H258V117H259V110L258 109H256V107H255V109H252ZM14 111H17L16 113H18V115H16V114H13V112ZM27 111V112H26ZM168 111H166V112H168ZM224 111V112H223ZM225 111H227V112H225ZM256 111H257V113H256ZM2 112V113H1ZM26 112V113H25ZM37 112V113H36ZM199 112V113H198ZM210 112V113H209ZM213 112V113H212ZM221 112V113H220ZM5 113V114H4ZM19 113H20V115H19ZM159 113H161V114H159ZM163 113V114H162ZM224 113L226 114V115H224ZM228 113V114H227ZM254 113V114H253ZM23 114V116L21 117V115ZM26 114V115H25ZM37 114V115H36ZM50 114V115H49ZM58 114H59V117H58ZM146 114V113H145ZM217 114H219L218 116H217ZM10 115V116H9ZM14 115V117H12ZM16 115V116H15ZM46 115H48V118H47V116ZM56 115V116H55ZM161 115V116H160ZM222 117H221V116ZM224 115V116H223ZM227 115H229V117H227ZM258 115V116H257ZM19 116L21 117V118H19ZM35 116H38V117H35ZM50 116H51V118H50ZM213 118H212V117ZM225 116L227 117V118H225ZM10 119H9V118ZM12 117V118H11ZM19 118V120H18V118ZM42 117V118H41ZM56 117V118H55ZM146 117H148V119L146 118ZM219 117H221V118H219ZM16 118V119H15ZM24 118H27L26 120L28 121H26ZM29 118V119H28ZM36 119V120H34V119ZM52 119V120H50V119ZM145 119H146V121L147 122H149L150 121V119H154L155 118V116H154V118L152 117H150V116H148V115H145V117H144ZM257 118V119H256ZM33 119V120H32ZM41 119V120H40ZM43 119H45V121L43 120ZM54 119H56V120H54ZM101 119V118H100ZM99 118L97 119H95L96 121H94V120H91V121H89L90 123L89 124H87L88 125V127H89V129H90V132H93L92 133V136H94L95 138H94V141L92 140V139H90V141H84V143H80V147H79V149L80 150H78V151H80V153L78 152V155H76V157H75V155L74 156H71V155H69L70 156V159H68L67 161H68V163H69V160H70V162H72L71 161V158L73 159V161H75V160H77V158L79 159V160H77L78 162H82L83 164H84V168H86V169H84V168H82L83 170L82 171H80V173L78 174V176H77V178H76V180H78V182H77V184H79L80 186L79 187H85L84 189H85V192L82 190H80L79 192H76V191H74V190H72V191H74V192H72L71 190H69V189H66V190H64L63 192H61V193H59L58 191V193L56 192V190H53L52 189V187H51V185H52V183L51 184H48L47 185V182H50V181H48V179L49 178H47V176L44 174H40V173H38V171L36 170V171H34V168H33V166L32 167H30L31 165H22L19 161H18V159H16V157H12L11 159H6L5 158V156H4V154L2 153V151H1V149H0V212L3 214H1L0 213V226L1 225H3V224H6V223H8V222H10V220H16L17 218V220L19 221H21V219H22V221H25V222H32V223H36V225H40V226H44V227H59V228H63V229H68V227H70L72 230H75V232L76 233H79V234H81V235H83L82 237L83 238H85V237H87L86 235H88V237L90 236L91 238H90V240H93V239H95L96 241L98 240L99 242H97V243H100V240L99 239H96L95 238V233L93 232V230H92V228H94V226L92 227V224H95V222H97L98 221V219H100L101 218V215H100V211L98 210V208L96 207L97 205H95L96 204V201L94 200L95 199V197L94 196H96V199H97V192L95 191L94 192V188H92V186H93V182H92V178L95 180V177L96 176H98V173L100 172L99 171V167H98V165L96 164V163H94V161L97 159H99V161L98 162H100L101 164H103V165H105L106 167H107V169H108V167L110 166V168L108 169V170H110V169H112L113 168V165L112 164H110V162H109V159H110V157H108V154H109V152H110V150L109 149H111V146L113 145L112 143H113V141L116 139L115 137H116V135H118L117 133H119L120 134V131L121 132H123V127H121V126H119L117 123H114V122H110L109 120H104L103 118V120L101 119L100 120ZM157 119H154V122L152 123V120H151V122L149 123L150 124V126L152 125V126H155L156 125V123H157ZM230 119V120H229ZM22 120V121H21ZM44 122H43V121ZM59 120V121H58ZM217 120V121H216ZM226 120H228V121H226ZM21 121V122H20ZM33 121V122H32ZM36 121H42V123L43 124H41L40 122L37 124L36 123ZM59 123H58V122ZM94 121V122H93ZM100 122L98 125H97V123L98 122ZM102 121V122H101ZM156 121V122H155ZM220 121V122H219ZM222 121V122H221ZM223 121H225V122H223ZM251 121V122H252ZM27 122V123H26ZM31 124H30V123ZM35 122V123H34ZM97 122V123H96ZM106 122V123H105ZM107 122H109V123H107ZM158 122V123H159ZM161 122V123H162ZM213 122H215V123H213ZM220 123V125L221 126H224L225 125V128H222L221 126H219V123ZM232 122V123H231ZM18 123V124H19ZM35 124V126H34V124ZM50 123V124H49ZM51 123H53V124H51ZM61 123V124H60ZM101 123H103L102 125H101ZM222 123V124H221ZM228 123H230V124H228ZM25 124V125H24ZM39 124H41V125H39ZM58 124V125H57ZM105 124V125H104ZM112 124H116V125H112ZM154 124V125H153ZM218 124V125H217ZM21 125V124H20ZM39 125V126H38ZM48 125H50V127L51 128H53L52 130L51 129H49V127H48ZM62 125H63V128H62ZM94 125H95V128L97 127V128H99V129H93V127H94ZM103 125H104V127H103ZM109 125V126H108ZM228 125H230V126H228ZM25 126V127H24ZM34 126V127H33ZM46 128H45V127ZM53 126V127H52ZM56 126V127H55ZM61 126V127H60ZM92 127V130H91V127ZM100 126V127H99ZM120 128H119V127ZM165 126L167 127V129L166 128H164V132H166L167 130V132H169V131H171L170 129H168V127H170V125H166V123H165ZM215 126H217V127H215ZM233 126V127H232ZM37 127V128H36ZM48 127V128H47ZM58 127V128H57ZM61 128V130H59L60 128ZM101 127H103V128H101ZM117 127V128H116ZM231 127V128H230ZM32 128V129H31ZM36 128V129H35ZM39 128H43V129H39ZM58 130H57V129ZM67 128V129H66ZM114 128H115V130L116 131H114ZM211 128V129H210ZM215 128V129H214ZM217 128V129H216ZM46 129V130H45ZM49 129V130H48ZM102 129V130H101ZM108 129V130H107ZM119 131H118V130ZM130 128H125V131L124 132H129V136H134L135 137V134L134 133H132V131L130 132V131H128ZM173 130H174V127L172 128ZM220 129V130H219ZM227 130V132H226V130ZM230 129H235V130H230ZM261 129H263V127L261 128ZM29 130L27 129V131L29 132ZM45 132H43V131ZM64 130V131H63ZM69 130V131H68ZM73 130V129H72ZM94 130V131H93ZM101 130V131H100ZM107 130V131H106ZM131 130V129H130ZM211 130V131H210ZM214 130H215V133H213L214 132ZM218 130V131H217ZM223 130V131H222ZM259 130V129H258ZM257 130V131H258ZM46 131H47V133H46ZM100 131V132H99ZM118 131V132H117ZM163 131V130H162ZM213 131V132H212ZM230 131V132H229ZM96 132V133H95ZM109 132V133H108ZM164 133V134H168V133ZM224 132V133H223ZM41 133V135H39ZM97 133H100V134H97ZM111 133V134H110ZM211 133V134H210ZM227 133V134H226ZM258 133H261V130L258 132ZM45 134V135H44ZM108 134V135H107ZM217 135V137L215 136L214 137V135ZM219 134V135H218ZM31 135V136H32ZM41 137V138H39V136ZM100 135H101V138H100ZM103 135H105V136H103ZM112 135H114V136H112ZM211 135H213V136H211ZM228 135L229 137H226V136ZM42 136L44 137L43 139H42ZM112 136V137H111ZM225 136V137H224ZM33 137V136H32ZM37 137V138H36ZM99 138V139H101V140H99V139H97V138ZM119 137V136H118ZM213 137V139H211ZM47 138V139H46ZM108 138H109V140H108ZM216 138H218V139H216ZM227 138H229L228 140H227ZM231 138V139H230ZM233 138H235V139H233ZM41 139V140H40ZM46 139V140H45ZM97 139V140H96ZM112 140V143H110V141ZM224 139V140H223ZM233 139V140H232ZM237 139V140H236ZM43 140V141H42ZM89 140V139H88ZM91 140H92V142H91ZM103 140V141H102ZM108 140V141H107ZM197 140V141H196ZM206 140H208V141H206ZM216 141V143L214 142H212V141ZM226 140V141H225ZM235 140V141H234ZM97 141V142H96ZM100 141H102V143L100 142ZM105 141V142H104ZM180 143H179V142ZM212 142V144H213V146H211L212 144H210L211 142ZM223 141V142H222ZM228 141V142H227ZM231 141V142H230ZM89 142H91V143H93L94 142V146H93V150L92 149H90L89 148ZM96 142V143H95ZM100 142V143H99ZM108 142V143H107ZM176 142H178V144L176 143ZM182 142V143H181ZM198 142V143H197ZM202 142V143H201ZM221 142V143H220ZM101 144V145H99V144ZM175 145H174V144ZM197 143V144H196ZM206 143V144H205ZM219 143H220V145H219ZM226 143H228V144H226ZM83 146H82V145ZM104 144V145H103ZM106 144V145H105ZM109 144V145H108ZM112 144V145H111ZM183 144V145H182ZM196 145V147L197 148H194L195 146L194 145ZM224 144V145H223ZM230 144V145H229ZM111 145V146H110ZM181 147H180V146ZM205 145V146H204ZM216 145V146H215ZM227 146V148H226V146ZM82 146V147H81ZM101 146H105L104 148L103 147H101ZM110 146V147H109ZM194 146V147H193ZM203 147L204 149H202L201 147ZM219 146V147H218ZM101 147V148H100ZM108 147V148H107ZM208 147H210V149L208 148ZM212 147V148H211ZM82 148V149H81ZM99 148V149H98ZM183 148H184V150H183ZM187 148V149H186ZM205 148H206V150L207 151H203V150H205ZM220 148H222V150L223 151H221V149ZM88 149L89 150H91V153H90V151H88ZM101 149H102V151H101ZM108 149V151H105V150H107ZM195 149V150H194ZM197 149H198V151H197ZM200 149V150H199ZM218 149V150H217ZM226 149H227V151H226ZM97 150V151H96ZM98 150H100L102 153H100ZM94 153H93V152ZM199 151H200V153H199ZM216 151H217V153H216ZM226 151V152H225ZM96 152V153H95ZM98 152V153H97ZM108 152V153H107ZM186 154H185V153ZM189 152V151H188ZM197 152V153H196ZM202 152H204V153H202ZM220 152L221 153H224V154H220ZM86 153V154H85ZM90 153V154H89ZM104 153V154H103ZM206 153V154H205ZM93 154H95V156H92ZM100 154V155H99ZM101 154H102V156H101ZM170 154H171V156L173 157L172 159H169V157H171L170 156ZM192 154V155H191ZM198 154V155H197ZM85 155H87V156H85ZM104 155V156H103ZM110 155V154H109ZM168 155V156H167ZM175 155V154H174ZM187 155V156H186ZM206 155V156H205ZM213 155V156H212ZM90 156V157H89ZM100 156V157H99ZM160 156H161V158H160ZM186 158H185V157ZM192 156V157H191ZM204 156L206 157V158H204ZM212 156V157H211ZM223 156H226L227 157V159L225 158V157H223ZM229 156V157H228ZM103 159H102V158ZM105 157H107V158H105ZM86 158H87V161H86ZM90 158V159H89ZM92 158H95L94 159V161H92ZM178 158H179V160H178ZM184 158V159H183ZM187 158L189 159V160H187ZM193 158H195V159H193ZM214 159V161H213V159ZM218 158H220V159H218ZM228 158H229V161H228ZM101 159V160H100ZM105 159V160H104ZM156 159V158H155ZM185 159H186V161H185ZM191 159V160H190ZM193 159V160H192ZM206 159V160H205ZM207 159H209V160H207ZM212 159V160H211ZM222 159V160H221ZM225 159V160H224ZM85 160V161H84ZM106 162V163H104V161ZM169 160H171V161H169ZM178 160V161H177ZM204 160V161H203ZM31 161V160H30ZM29 161V162H30ZM33 161V160H32ZM31 161V162H32ZM91 161V162H90ZM103 161V162H102ZM107 161H108V164H107ZM175 162V163H173V162ZM197 161V162H196ZM207 161V162H206ZM209 161V162H208ZM215 161H216V163H215ZM231 161H233L234 163H235V165H234V163L232 164L231 163ZM171 162V163H170ZM211 162V164H210V166H209V163ZM73 163V162H72ZM71 163V164H72ZM91 163H94V164H91ZM167 163V164H166ZM169 163V164H168ZM185 163H190L189 164V168H188V166L187 167H185L184 166V164ZM192 163L194 164L193 166H192ZM206 163V164H205ZM213 163V164H212ZM217 163H219L220 165H221V167L219 166V164L217 165ZM90 164V165H89ZM107 164V165H106ZM153 164V163H152ZM166 164V165H165ZM181 164V166H179ZM187 164V165H188ZM195 164H197V165H195ZM95 165V166H94ZM212 165H214V166H212ZM226 165V166H225ZM233 167H232V166ZM184 166V167H183ZM229 166L231 167V168H229ZM238 166H242L241 168L240 167H238ZM170 167V168H169ZM173 167V168H172ZM182 167H183V169H182ZM209 167V168H208ZM235 167V168H234ZM172 168V169H171ZM195 168V169H194ZM197 168V169H196ZM240 168V169H239ZM89 169V170H88ZM94 169V170H93ZM160 169V170H159ZM164 169H165V172H163L164 171ZM181 169H182V171H181ZM187 169V170H186ZM191 169V170H190ZM213 169V170H212ZM220 169L221 170H223V171H220ZM238 169H239V171H238ZM251 171V174H250V172H249V170ZM87 170V171H86ZM91 170V171H90ZM138 171H136V170H134V172L136 171L137 172V174L139 173V171H140V169H137ZM159 170V171H158ZM168 172H167V171ZM186 170V171H185ZM234 170V171H233ZM236 170V171H235ZM246 170V171H245ZM153 171V172H152ZM160 171H162V172H160ZM173 171H175V169L173 170ZM207 171V172H206ZM83 172V173H82ZM116 173H117V171H115ZM114 172V173H115ZM153 173V174H151L150 175V173ZM170 172V173H169ZM184 172H186V174L184 173ZM189 174H188V173ZM192 172V173H191ZM196 172V173H195ZM244 172V173H243ZM249 172V173H248ZM97 173V174H96ZM115 173V174H116ZM167 173V174H166ZM170 175H169V174ZM240 173H241V175H240ZM91 174V175H90ZM94 174V175H93ZM96 174V175H95ZM100 174V173H99ZM150 175L148 178H147V176L148 175ZM158 174V175H157ZM159 174H160V176L161 175H163L162 177L163 178H161L160 176H159ZM203 174V175H202ZM218 174V175H217ZM236 174V175H235ZM40 175V176H39ZM43 175V176H42ZM80 175H82V176H80ZM85 175H86V177H85ZM198 176V178L200 177V176H203V177H200L201 178V180H200V178L198 179L197 178V176ZM205 175V176H204ZM221 177H220V176ZM231 175V176H230ZM240 175V176H239ZM168 176V177H167ZM170 176V177H169ZM236 176V177H235ZM253 176V177H252ZM82 177V178H81ZM88 177H89V179H90V177H91V181L88 179ZM153 177V178H152ZM155 177V178H154ZM216 177V178H215ZM235 177V178H234ZM238 177V178H237ZM245 177V178H244ZM252 178V180H251V183H250V179ZM45 178H47V179H45ZM79 178V179H78ZM82 180H81V179ZM85 178V179H84ZM165 178H167V179H165ZM244 179V181H241L242 179ZM247 178V179H246ZM47 180V181H45V180ZM88 179V180H87ZM159 179V180H158ZM191 179V180H190ZM196 181H195V180ZM210 179H211V181H210ZM213 179H215V180H213ZM233 181H232V180ZM237 179V180H236ZM253 179H254V181H253ZM260 179V180H259ZM23 180V181H22ZM44 180V181H43ZM50 180V179H49ZM83 180H84V182H83ZM165 180V181H164ZM226 180V181H225ZM230 180V181H229ZM258 180V181H257ZM262 180V181H261ZM42 181V182H41ZM87 181H88V183H87ZM90 181V182H89ZM190 181V182H189ZM192 181V182H191ZM208 181V182H207ZM214 181V182H213ZM246 181V182H245ZM38 182H41V183H38ZM44 182V183H43ZM82 182V183H81ZM92 182V185L90 186V183ZM167 183H168V181H166ZM195 182H197V183H195ZM213 182V183H212ZM241 182V183H240ZM248 182V183H247ZM263 182V183H262ZM194 183V184H193ZM201 183H203V184H201ZM210 183V184H209ZM216 183H217V185H216ZM234 183V184H233ZM245 183V184H244ZM199 184V185H198ZM220 184V185H219ZM221 184H223V185H221ZM229 184V185H228ZM236 184V185H235ZM241 184H243V185H241ZM249 184H252V185H250L249 186ZM44 187H43V186ZM90 187H89V186ZM165 185H166V183H165ZM192 185V187H190ZM198 185V186H197ZM201 185V186H200ZM206 185V186H205ZM262 185V186H261ZM46 186V187H45ZM87 186H88V188H87ZM194 186V187H193ZM214 186H216L217 187V190H215L216 189V187H214ZM221 186V188L220 189H218V187H220ZM223 186V187H222ZM233 186V187H232ZM236 186V188H234ZM249 186V188H245V189H243L244 187H248ZM254 186H256V187H254ZM49 187V188H48ZM153 187H155V186H150L149 188L150 189H147V195H150V197L151 198H154V197H156L157 196V191L153 188ZM187 187V188H186ZM199 188L200 187V189H197V188ZM203 187V188H202ZM241 187V188H240ZM260 188V187H262V188H260L261 190H258V188ZM46 188V189H45ZM183 188L185 189V191H183ZM190 188H191V191H190ZM193 188H194V192H193ZM206 188H208V189H206ZM210 188V189H209ZM212 188H214V190L212 189ZM225 188H227V189H225ZM234 188V190H232ZM240 188V189H239ZM257 189V193H256V189ZM52 189V190H51ZM88 189V190H87ZM94 189V190H93ZM197 189V190H196ZM203 189V190H202ZM206 189V190H205ZM231 189V190H230ZM255 189V190H254ZM42 190V191H41ZM92 192H91V191ZM202 190V191H201ZM209 190V191H208ZM218 190H219V192H218ZM229 190H230V192H229ZM241 190H243V191H241ZM249 190V191H248ZM250 190L252 191V193H248V192H250ZM253 190H254V192H253ZM149 191V192H148ZM151 191V192H150ZM183 191V192H182ZM189 191V192H188ZM204 191V192H203ZM222 193H221V192ZM225 191V192H224ZM237 193H236V192ZM245 191V192H244ZM247 191V192H246ZM259 191V192H258ZM73 194H72V193ZM93 192H94V194H96V195H94L93 194ZM196 192V193H195ZM200 193L199 195L200 196H203V197H201V198H198V197H200L199 195H198V193ZM202 192H203V194H202ZM210 192V193H209ZM213 192V193H212ZM216 192V193H215ZM234 192V193H233ZM243 192V193H242ZM48 193V194H47ZM54 193V194H53ZM80 193V194H79ZM84 193V194H83ZM91 193V194H90ZM186 193V194H185ZM191 193V195L190 196H188L189 194ZM192 193H194V194H192ZM209 193V194H208ZM217 193H218V195H217ZM231 195H230V194ZM240 195H239V194ZM82 194V195H81ZM89 194V195H88ZM93 194V195H92ZM188 194V195H187ZM214 194V195H213ZM235 194V195H234ZM244 194V195H243ZM246 194H248L247 196H245ZM249 194H251V196H252V198H251V196H249ZM255 194V195H254ZM260 194V195H259ZM261 194H263V195H261ZM53 195V196H52ZM55 195V196H54ZM76 195V196H75ZM88 195V196H87ZM90 195H92V196H90ZM181 195V196H182ZM194 195L196 196L195 197V199H194ZM212 195H213V197H212ZM216 195H217V197H216ZM226 195V196H225ZM242 195V196H241ZM259 195V196H258ZM50 198V199H48V197ZM54 198V199H56V201L52 198V197ZM83 196V197H82ZM141 196H143V197H141ZM208 196H210V197H208ZM225 196V197H224ZM235 198H234V197ZM237 196V197H236ZM241 196V197H240ZM244 196V197H243ZM253 196H254V198H253ZM256 196V197H255ZM46 197V198H45ZM63 197H64V199H63ZM68 197V198H67ZM77 197V198H76ZM85 197V198H84ZM92 199H91V198ZM141 197V198H140ZM191 197H193V199L191 198ZM228 197H229V199H228ZM239 197V198H238ZM242 197H243V199H242ZM249 199H248V198ZM257 197H259L260 198V200H259V198L257 199ZM82 198V199H81ZM86 198H87V200H86ZM90 198V199H89ZM142 198H144V200H143V203H146L147 204V202H146V197H145V194H143V195H140V196H138V197H136V201L137 202H134L135 200V198L132 200V204H134L135 206H136V208L138 207V209L137 210H135L136 212H133V213H131L132 215H130V220H129V223H132V222H134V223H132V227L134 228V229H136V228H138L139 226H141V227H139L140 228V230H139V228L138 229H136V230H139V231H137V232H139L140 234H141V236L143 237V234H144V238H145V240H146V244L148 245V247H150L151 246V249H155L156 250V252L159 254V252L161 253V254H163V256H166V258H170L169 260H171V261H174V260H176L177 261V259H178V257H180L181 256V250H183L184 251V249H183V247L185 246H182L183 245V239H184V241H187L188 242V240H189V236H187V238L185 239L184 238V236L181 238V241H180V238L178 239V240H173L170 236H168V235H165V234H163V232H165L164 230H162V228H161V226L159 225L160 223H158L156 226H154L153 227V225H155V222H156V219H154V218H151L150 220H151V224H153V225H151V224H149L150 223V220H149V218L148 217H153L152 216V214H150V209H149V206H148V204L146 205V204H143V203H140V202H142ZM197 198H198V200H197ZM204 198V199H203ZM215 198V199H214ZM223 198V199H222ZM247 198V199H246ZM255 198H256V200H255ZM74 199H76V200H74ZM77 199H78V201H77ZM139 199H141V200H139ZM190 199V200H189ZM218 199V201H217V203H219V204H216V200ZM222 200L223 201V204H222V201H220V200ZM239 199V200H238ZM253 199H254V201L255 202H259V203H257L256 205L257 206H255V202L253 201ZM59 200H61L62 201V203H61V201L59 202ZM91 200V201H90ZM211 200V201H210ZM224 200H226V201H224ZM232 200L234 201V202H232ZM237 200V201H236ZM241 200H243V203H244V201H245V203L243 204L242 202H240ZM248 200V201H247ZM263 200V201H262ZM10 201H12L13 202V204H12V202H10ZM71 201V202H70ZM90 201V202H89ZM138 201H140L139 202V204H138ZM152 202H153V199L151 200ZM186 201H188V202H192V205H190V203H188V202H186ZM196 201H198L197 203H198V205H196V203H194V202H196ZM215 201V202H214ZM253 201V202H252ZM10 203V204H8V203ZM54 204H53V203ZM64 202V203H63ZM213 202V203H212ZM231 202H232V204H231ZM247 202H249V204L247 205ZM261 202H263V203H261ZM14 203H15V205H14ZM86 203H88V204H86ZM135 203H137V204H135ZM226 203H228L227 205H226ZM239 203V204H238ZM7 204V205H6ZM82 204V205H81ZM86 204V206L84 207V205ZM144 206H143V205ZM186 204H188V205H186ZM216 204V205H215ZM243 204V205H242ZM253 206H252V205ZM72 205V206H71ZM81 205V206H80ZM91 205H93V206H91ZM95 205V206H94ZM138 205V206H137ZM196 205V206H195ZM210 205H212V206H214L212 209H211V207L212 206H210ZM220 207H219V206ZM224 207H223V206ZM227 206V208H226V206ZM231 205H233V206H231ZM239 205H241V206H239ZM245 205H247V207L249 206V208H253L251 211H250V209H248ZM260 205H263L262 207H260L259 208V206ZM12 206V207H11ZM57 206V207H56ZM74 206V207H73ZM79 206V207H78ZM141 206V207H140ZM191 207V209H190V207ZM200 206V207H199ZM210 206V207H209ZM229 206V207H228ZM232 208H231V207ZM240 208V212H239V208ZM5 207V208H4ZM15 207H17V208H15ZM31 207V208H30ZM65 207V208H64ZM68 207V208H67ZM83 207V208H82ZM139 207H140V209H139ZM193 207V208H192ZM197 207V208H196ZM221 207H223V208H221ZM235 207H236V209H235ZM243 207V208H242ZM4 208V209H3ZM11 208L12 209H14V210H11ZM20 208V209H19ZM26 208V209H25ZM86 208V209H85ZM94 208V209H93ZM96 208V209H95ZM145 208H146V210H145ZM189 210H188V209ZM198 208H202V209H198ZM206 208V209H205ZM218 208V209H217ZM221 210H220V209ZM243 210H242V209ZM244 208H245V210H244ZM10 209V210H9ZM18 209V210H17ZM22 209V210H21ZM60 209V210H59ZM70 209V211H68ZM83 211H82V210ZM89 209V210H88ZM144 209V210H143ZM148 209V210H147ZM186 209H187V212H186ZM217 209V210H216ZM226 209V210H225ZM31 210V211H30ZM81 210V211H80ZM86 210H88V211H86ZM91 210V211H90ZM138 210H139V215H138ZM191 210H193V212L191 211ZM220 212H219V211ZM232 211V213H231V211ZM235 210V211H234ZM253 210H255V211H253ZM5 211L7 212V211H9V212H7V214L9 215H7V214H5ZM14 211V212H13ZM19 211H21V212H19ZM68 211V212H67ZM143 212V214L141 213V212ZM147 211V212H146ZM202 211H204V212H202ZM229 211V212H228ZM10 212H11V214H10ZM13 212V213H12ZM18 212V213H17ZM62 214H61V213ZM82 212H84V213H82ZM98 212V213H97ZM146 212V213H145ZM184 212L186 213V214H184ZM192 212V213H191ZM198 215H196L195 213ZM200 212V213H199ZM210 212V213H209ZM14 213H17V214H14ZM20 213V214H19ZM33 213V214H32ZM57 213V214H56ZM59 213V214H58ZM93 213H95V214H93ZM135 213V215H133ZM238 214V215H241L242 213V218L239 216V219H238V217H236L237 215H235V214ZM241 213V214H240ZM258 213H256V214H258ZM26 214V215H25ZM68 214V215H67ZM81 214V215H80ZM97 214V215H96ZM99 214V215H98ZM141 214V215H140ZM145 214V215H144ZM195 214V215H194ZM230 214H234V215H230ZM245 214V215H246ZM263 214H264V212H263ZM15 215V216H14ZM16 215L18 216V217H16ZM71 215V216H70ZM83 215V216H82ZM5 216L7 217V221H6V218H5ZM11 216H14V218L13 219H11L12 217ZM19 216H21V217H19ZM28 216V217H27ZM53 216V217H52ZM65 216L67 217V218H69V219H67V218H65ZM73 216V217H72ZM89 216V217H88ZM95 216V217H94ZM99 216V217H98ZM134 216V217H133ZM136 216V217H135ZM140 217L138 220H137V218L138 217ZM147 217V218H145V217ZM209 216V217H210ZM217 216V217H218ZM233 216V217H232ZM253 216V215H252ZM25 217V218H24ZM57 217V218H56ZM64 217V218H63ZM86 217H88V219L89 220H91V221H89ZM181 217V218H180ZM187 217H188V214H187ZM186 217V218H187ZM193 217V218H192ZM200 217H203L202 219L200 218ZM205 217V218H204ZM231 217V218H230ZM245 217V218H246ZM1 218H3V219H1ZM26 218H28V220L26 219ZM72 218L74 219V220H72ZM97 218V219H96ZM135 220H134V219ZM235 218H237L238 220H236ZM31 219H33V220H31ZM87 219V220H86ZM131 219H133V220H131ZM145 219V220H144ZM16 220V221H17ZM34 220H35V222H34ZM65 220H66V222H65ZM68 220V221H67ZM93 220V221H92ZM149 221V222H147V224H149L147 227H146V221ZM182 220V219H181ZM180 220V221H181ZM183 220H185V219H183ZM6 221V222H5ZM40 221V222H39ZM140 221H141V223H140ZM155 221V222H154ZM218 221V220H217ZM227 222V223H229V224H225V225H230V228L228 227V226H224L223 228L224 229H222V228H220L222 231L223 230H225V228H226V230L227 229H231V227L232 226H234V228H232L231 230H228V231H224V233L226 232V235H224L223 234V232L221 231H219L220 229H219V227H221L220 226V223H218L219 224V226H217V227H215L216 228V230H214V232H215V234H216V231L218 232V234H217V239L218 238H221V240L222 239H226V238H224V236H226L227 238L229 237V238H231V235H232V238H231V241H232V239L234 238L235 239V241H236V239H237V241H238V238L240 237L241 238V236L240 235H243V234H245L244 236H243V239L248 235L249 237H247L248 239H244V241L246 240V242H244V246H245V244L247 243V245H248V243L252 240V237L254 238V236H259L258 237V239H261V236H263L264 235V228H263V230L262 229H259V230H262V231H259L258 230V232L257 231H255V232H257V234L255 235V233H254V230H252L253 229V227H254V229H255V227L256 226H254L252 223H251V226H249L250 224H248V228L246 229L247 230V232H246V230H244V225H243V223L242 222H240L242 225H241V227L239 226L240 225V223L239 224H237V223H235V224H237V226L236 225H233L232 223L233 222H235V221H233L232 223L231 222ZM57 222H58V224H57ZM63 222L65 223V224H63ZM89 222H91L90 224H89ZM158 222V221H157ZM156 222V223H157ZM215 222V225H218V224H216V221H214ZM214 222H212V223H209V225L207 226L206 224H203V227H202V229L204 228V225H206V227H208V229L210 230L211 228L212 229H214V226L215 225H213V223ZM246 222V221H245ZM250 222V221H249ZM248 221H247V223H249ZM40 223V224H39ZM42 223H44V224H42ZM46 223V224H45ZM48 223V224H47ZM60 223V224H59ZM69 223V224H68ZM72 223V224H71ZM135 223H137V226H136V224ZM140 223V224H139ZM143 223H145L144 224V226H142L143 225ZM246 223V224H247ZM134 224V225H133ZM208 224V223H207ZM210 224H212L213 226H210ZM231 224H232V226H231ZM58 225H60V226H58ZM62 225V226H61ZM66 225H67V227H66ZM70 225V226H69ZM252 225H253V227H252ZM64 226V227H63ZM72 226V227H71ZM74 226H76V227H74ZM160 226V227H159ZM209 226L211 227V228H209ZM235 226H236V228L237 227H239V229H241V230H243V231H241V230H239V231H241V232H239L240 234L238 235V231L236 230V228H235ZM66 227V228H65ZM90 227V228H89ZM146 227V228H145ZM152 227V228H151ZM155 227H156V229H155ZM205 227V229H207ZM245 227H247L246 225H245ZM69 228V229H70ZM79 228V229H78ZM147 228H149L148 230H147ZM218 228V229H217ZM250 228V229H249ZM260 228V227H259ZM68 229V230H69ZM147 231H146V230ZM156 232H159L160 231V233H162V235L161 236H163V238L160 236L159 238L161 239H165V237L167 236V239H165V240H167L166 242H165V240L164 241H162V239L160 240V239H158L157 240V238H156V240L157 241H160V242H155V243H153L152 244V241L150 242V240H151V237H153V234H154V237L153 238H155V237H158V235H160V233H157V236H156V233H155V231ZM158 229H159V231H158ZM201 229V231H203ZM204 229V230H205ZM207 229V230H208ZM234 229V233H233V230ZM238 229V228H237ZM249 229V230H248ZM258 229V227H256V229L255 230H257ZM87 230V231H86ZM149 230H151V231H149ZM207 230H206V232L204 231L203 233H208L209 232V230H208V232H207ZM90 232V234H92V235H89V232ZM144 231H146V232H144ZM162 231V232H161ZM236 231V232H235ZM252 231H253V235H251L252 234ZM92 232V233H91ZM210 232H213V230H210ZM222 233V235H220L219 236V234L220 233ZM231 232V233H230ZM250 234H249V233ZM86 233V234H85ZM143 233V234H142ZM199 233H200V231H199ZM230 233V234H229ZM242 233V234H241ZM247 233V234H246ZM261 234V235H258V234ZM139 234V235H140ZM198 234V233H197ZM201 234H202V232H201ZM227 234H229V235H227ZM263 234V235H262ZM93 235H95V236H93ZM204 234H202V236H203ZM206 235V234H205ZM234 235H236V236H234ZM147 238H146V237ZM149 236H151V237H149ZM221 236H223V237H221ZM234 236V237H233ZM257 236L255 237L256 239H257ZM85 238V239H89V238ZM198 237H201L200 236V234L198 235ZM148 238H150L149 239V242H148ZM195 238H196V236H195ZM228 238V239H229ZM239 238V239H240ZM251 238V239H250ZM169 239H172V240H169ZM234 239H233V241H232V244H233V242H235L234 241ZM242 238L240 239V241L243 243V240ZM4 240V241H3ZM2 240V238L0 237V264H33L34 262H32L33 261V259H31L30 260V258L29 259H27V260H24V259H26V258H24V257H22L21 258V256H20V254H18V252L16 253V250H15V248L12 246V244L10 245V243L8 242V241H6L5 242V239H3ZM94 240V242L96 243V241ZM220 240V239H219ZM249 240V241H248ZM3 241V242H2ZM226 241H227V239H226ZM231 241H230V239H229V243H231ZM236 241V242H237ZM248 241V242H247ZM253 241V240H252ZM148 242V243H147ZM161 242H163V244L161 243ZM173 242V243H172ZM175 242V243H174ZM177 242H181V244H177ZM186 242V243H187ZM228 242V241H227ZM167 243H169V244H167ZM186 243H184V244H186ZM240 243V242H239ZM241 243V245H243ZM9 244V245H8ZM162 244V245H161ZM167 244V245H166ZM174 245V244H176V248L174 247V246H172V245ZM177 245H180L179 247H180V249H179V247L177 246ZM165 246H167V249L165 248ZM11 247V248H10ZM173 249H172V248ZM182 247V248H181ZM13 248V249H12ZM169 248H171L172 250H176V249H178V251H180V252H178L177 250L173 253V251L172 250H170ZM12 249V250H11ZM154 250V251H155ZM165 250L167 251L166 253L169 255V256H167V254L165 253ZM263 250V249H262ZM172 253H171V252ZM14 252V253H13ZM171 255H170V254ZM176 253V254H175ZM18 254V255H17ZM16 255V256H15ZM77 255H79V254H77ZM77 255H76V253H75V256L77 257ZM173 255V256H172ZM174 255H175V257H174ZM74 256V259L76 258ZM162 257V256H161ZM173 257V258H172ZM80 255H79V257L76 259V260H80ZM164 259H165V257H163ZM175 258V259H174ZM31 262V263H30ZM34 264H37V263H34ZM40 264V263H39Z\"/></svg>", "mask_w": 264, "mask_h": 264}]
</instances>
